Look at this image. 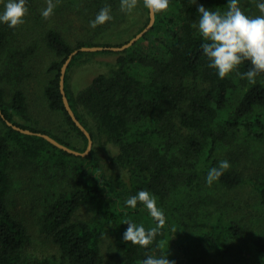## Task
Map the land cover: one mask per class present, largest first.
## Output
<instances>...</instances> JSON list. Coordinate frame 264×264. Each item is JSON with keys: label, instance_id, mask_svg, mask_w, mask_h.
<instances>
[{"label": "trees", "instance_id": "16d2710c", "mask_svg": "<svg viewBox=\"0 0 264 264\" xmlns=\"http://www.w3.org/2000/svg\"><path fill=\"white\" fill-rule=\"evenodd\" d=\"M62 1L67 2L62 11L76 8L89 25L110 7L112 19L92 28L94 38L126 23L136 9L122 12L121 0ZM138 1L143 21L132 38L150 23L143 0ZM37 2L25 0L27 12ZM241 2L251 4V11L257 6L254 0ZM227 3L169 0L153 27L128 49L80 52L73 58L65 89L94 140L87 156L17 131L0 117V264H142L148 256L161 255L170 264H209L210 258L228 260L244 251L251 252L254 264H264V234L250 239L240 217H234L241 205L234 192L246 185L257 193L254 210L264 207V74L254 84L241 79L237 72L251 67L245 62L220 79L208 67L202 38L193 27L198 5L223 13ZM42 31L28 44L19 27L0 23L1 110L13 124L83 153L89 141L65 108L62 67L76 49L120 47L132 38L116 45L90 39L74 46L55 28ZM44 53L51 60L39 64ZM97 55L115 59L106 73L73 94L70 71ZM51 119L57 122L45 128ZM111 146L116 153L110 163L120 174L110 172L103 153ZM252 159L253 165H247ZM223 160L230 168L208 186V171ZM142 190L155 197L165 217L147 247L123 241L126 220L146 231L156 226L143 204L134 209L125 204ZM18 194L39 209L41 231L57 248L52 256L39 260L25 255L28 227L11 207ZM240 260L247 258L234 263Z\"/></svg>", "mask_w": 264, "mask_h": 264}, {"label": "clouds", "instance_id": "9594fccd", "mask_svg": "<svg viewBox=\"0 0 264 264\" xmlns=\"http://www.w3.org/2000/svg\"><path fill=\"white\" fill-rule=\"evenodd\" d=\"M196 3V0H195ZM138 4V0H121L122 12L131 13ZM144 7L150 14L162 13L169 7V0H143ZM46 8L41 10V16L49 19L54 12L53 0H46ZM262 13L255 17L244 14L238 6V0H228L227 10L223 13L206 9L203 5L197 6L198 23L193 27L198 28L202 43V53L209 61L208 67L216 70L220 79H225L238 67L249 62L251 67L243 74L237 72L241 79H247L249 83H255L256 77L264 74V2L257 4ZM27 13L25 0H8L0 14V23L15 29L24 22ZM110 7L102 8L95 19L90 21V26L95 28L111 20ZM230 168L227 160L220 161L218 167L211 168L205 178L206 184L211 186L214 181ZM143 204L149 215L157 222L156 226L145 228L131 220L124 224L128 227L123 234V241L140 247L150 245L158 234V230L165 225V217L162 210L156 206V199L147 191H139L129 197L125 204L129 208H136L137 204ZM142 264H170L167 256H148Z\"/></svg>", "mask_w": 264, "mask_h": 264}, {"label": "rangeland", "instance_id": "374dc122", "mask_svg": "<svg viewBox=\"0 0 264 264\" xmlns=\"http://www.w3.org/2000/svg\"><path fill=\"white\" fill-rule=\"evenodd\" d=\"M257 4L264 2V0H254ZM8 0H0V14L4 10V6ZM55 4L54 12L49 19H44L41 16V10L46 8V0H38L36 7L32 11H28L24 17V22L19 25V32L21 38H26L28 44L34 42L39 38L43 28H55L59 30L65 38L74 46L79 42L87 41L90 39L99 40L101 43L110 41L113 44L122 43L123 41L129 40L135 34L139 27L142 25L143 17L141 16L140 8L127 17V22L120 25L116 29L110 32H106L100 37L94 38V31L92 27L87 23V20L77 12L76 8L69 10V12L62 11V5L67 2L62 0H53ZM255 3V4H256ZM139 4V1H138ZM238 6L246 8L243 12L249 17H255L262 13L255 7V10L251 11V4H247L238 0ZM133 39V38H132ZM116 47V46H114ZM115 57L113 55H97L89 62H80L78 65L72 68L69 73V89L73 94H77L88 86L92 79L100 73H106L109 69L108 65H111ZM51 59L44 53L38 57L37 62L39 64H47ZM37 95L34 96V99ZM38 101V100H37ZM38 106L34 107L35 112L39 110ZM46 120V126L50 122H57V120ZM54 133H57L54 131ZM264 151V145H262ZM109 161L110 172L114 174H120V170L110 163L112 156L116 153L114 147H109L108 150L103 152ZM258 161V159H257ZM253 159L248 162L247 165H253ZM255 166V164H254ZM243 169V166L240 167ZM256 167L248 171V175L255 170ZM247 174V173H246ZM248 177V176H247ZM26 185H24L25 187ZM234 194L241 200V205L235 211L234 217H240V223L247 228L249 237L263 235L264 234V207L256 212L253 208L257 201V193L250 185H246L244 188L235 190ZM29 197H23L21 194L15 195L12 202V211L18 216L20 220L24 221L29 231V241L25 249V255L31 259L47 258L55 254L57 251L56 246L52 242V238L48 237L41 231L39 223V209L34 208ZM246 256L247 260H240L239 263H234L241 257ZM244 261V263H243ZM209 264H254L251 252H243L242 256H233L228 260H217L214 258L209 259Z\"/></svg>", "mask_w": 264, "mask_h": 264}, {"label": "water", "instance_id": "95a60500", "mask_svg": "<svg viewBox=\"0 0 264 264\" xmlns=\"http://www.w3.org/2000/svg\"><path fill=\"white\" fill-rule=\"evenodd\" d=\"M155 22H156V14L155 15L150 14V23H149V25L141 33L136 35L133 39H131L129 42L125 43L124 45H122L120 47H82L80 49L74 50L71 53V55L68 57V59L66 60L65 64L63 65L62 71H61L60 86H61V92H62V95H63L64 105H65V108H66L67 112L69 113L70 117L72 118V120L76 124V126L88 138V141H89L88 142V148L86 149L85 152L81 153L79 151L73 150V149L65 146L64 144L60 143L59 141H57L56 139H54L53 137H51L48 134L39 133V132H33V131L23 129V128L13 124L3 114L2 110H1V106H0V117L7 123L8 126L14 128L17 131H20V132H22L24 134L41 136V137L45 138L46 140H48L53 145H55L56 147L66 151V152H68L70 154H73V155H76V156H87L91 152V150H92V148L94 146V140H93V137H92L91 133L88 131V129L77 118L74 110L72 109V107L70 105L69 99H68L67 94H66V89H65L66 72H67V69H68L71 61L80 52H99V51H103V50H111V51H114V52L124 51V50L128 49L129 47H131L132 45H134L138 40H140L153 27Z\"/></svg>", "mask_w": 264, "mask_h": 264}]
</instances>
